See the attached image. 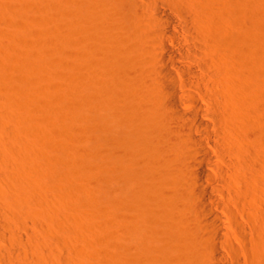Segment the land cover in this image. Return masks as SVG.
Wrapping results in <instances>:
<instances>
[{
  "label": "bare ground",
  "instance_id": "bare-ground-1",
  "mask_svg": "<svg viewBox=\"0 0 264 264\" xmlns=\"http://www.w3.org/2000/svg\"><path fill=\"white\" fill-rule=\"evenodd\" d=\"M228 1L80 0L82 10L88 5L93 12L79 14L71 25L78 42L73 52L86 62L75 66L70 107L73 114L98 113L105 141L104 168L126 166L124 190L112 186L109 177L106 182L120 204L124 228L141 236L148 260L166 253L168 239L176 252L195 250L191 264H249L240 255L249 243L254 254L264 252V234L254 235L228 204L233 202L238 209L244 202L253 208L247 200L233 201V194L248 191L247 186L257 182L254 143L261 135L254 126L246 128L252 117L256 123L251 110L241 117L234 110L238 101L234 93L249 91L244 66L235 64L232 73L221 64L218 50L213 55L224 45L210 33V22L226 15ZM6 37L7 42L0 34V51L21 42ZM85 42L98 49L94 63L87 64ZM29 46L34 55L36 49ZM35 78L34 72L28 82L34 85ZM4 86L13 92L7 95L10 101L6 93L3 96ZM16 86L14 82L4 85L0 79V129L4 131L7 107L15 113L21 101L14 93ZM19 110L17 116L30 119L29 124L36 121ZM92 113L85 123H81L85 119L74 120L91 129L98 125ZM3 136L0 161L2 146L10 143ZM31 162L39 171L38 161V166ZM238 178L244 181L243 190L232 185Z\"/></svg>",
  "mask_w": 264,
  "mask_h": 264
},
{
  "label": "rangeland",
  "instance_id": "rangeland-1",
  "mask_svg": "<svg viewBox=\"0 0 264 264\" xmlns=\"http://www.w3.org/2000/svg\"><path fill=\"white\" fill-rule=\"evenodd\" d=\"M79 2L0 0L3 40L7 42L5 36L21 40L17 41L19 45L9 44L8 49L0 51V79L4 85L17 84L14 93L21 98L19 111L36 120L29 124L30 119L17 116L18 108L14 113L9 102L8 107L3 103L8 116L4 113L6 124H2L6 130L2 126L0 135L10 143L2 146L4 157L0 161L5 170V176L0 177L4 193L0 196V264H191L195 250L189 248L188 254L176 252L169 239L166 253L148 260L141 236L124 228L120 204L110 189L115 185L117 190H124L126 166L120 163L111 165L108 171L104 168L105 141L97 112L72 113L75 66L86 60L73 52L78 42L72 37L71 25L79 14L93 12L88 5L84 12ZM226 12L216 19L218 22H210V33L224 45L217 47L213 55L218 50L221 64L232 73L235 64L244 66L243 78L249 82V91L234 93L233 98L238 99V103L233 100L234 110L237 108L240 117L251 110L254 114H249L256 116V123L252 117L246 128L254 126L262 135L254 143L259 163L255 168L257 182H251L248 191L233 194V201L247 200L253 208L244 202L238 209L233 202L228 204L248 230L254 235L258 231L264 234V0H229ZM82 30L87 34L85 27ZM29 43L36 49L34 55L29 53ZM87 43L90 64L96 60L98 49ZM240 43L244 44L243 50L238 48ZM34 72L36 83L32 85L28 79ZM5 89L3 96H13L9 88ZM91 113L97 120L94 125H98L90 129L81 123L87 122L85 117ZM75 118L85 121L76 123L79 119ZM116 130L121 132L122 128ZM31 161L34 165L38 161L39 171L30 166ZM107 177L113 179L112 186L106 182ZM232 185L236 189L245 187L239 178ZM240 255L249 264H264V252L254 254L253 243L244 245Z\"/></svg>",
  "mask_w": 264,
  "mask_h": 264
}]
</instances>
